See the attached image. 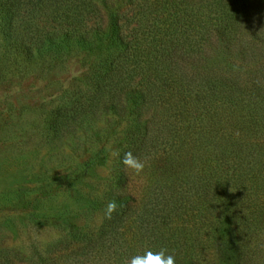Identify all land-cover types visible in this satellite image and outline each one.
<instances>
[{
	"label": "trees",
	"instance_id": "obj_1",
	"mask_svg": "<svg viewBox=\"0 0 264 264\" xmlns=\"http://www.w3.org/2000/svg\"><path fill=\"white\" fill-rule=\"evenodd\" d=\"M0 40L10 69L86 60L82 84L43 120L47 143L124 123L93 198L101 224L31 214L75 244L54 256L32 245L31 264L257 263L264 17L250 0H0ZM108 155L101 149L84 170Z\"/></svg>",
	"mask_w": 264,
	"mask_h": 264
},
{
	"label": "rangeland",
	"instance_id": "obj_2",
	"mask_svg": "<svg viewBox=\"0 0 264 264\" xmlns=\"http://www.w3.org/2000/svg\"><path fill=\"white\" fill-rule=\"evenodd\" d=\"M250 1L264 17V0ZM10 59L0 48V258L6 252L11 264H31L32 245L48 256L75 247L58 228L33 221L31 214L62 215L87 230L101 224L104 213L93 198L109 179L112 146L124 123L102 120L62 145L47 143L43 120L82 84L86 60L78 56L19 71L8 68ZM258 63H264V55ZM101 149L109 155L84 170ZM134 170L137 190L143 179L136 178L137 165ZM256 264H264V254Z\"/></svg>",
	"mask_w": 264,
	"mask_h": 264
}]
</instances>
